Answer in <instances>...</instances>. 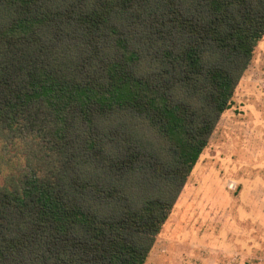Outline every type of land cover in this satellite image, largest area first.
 Returning <instances> with one entry per match:
<instances>
[{"label":"trees","instance_id":"obj_1","mask_svg":"<svg viewBox=\"0 0 264 264\" xmlns=\"http://www.w3.org/2000/svg\"><path fill=\"white\" fill-rule=\"evenodd\" d=\"M264 35V0H0V264H144Z\"/></svg>","mask_w":264,"mask_h":264},{"label":"rangeland","instance_id":"obj_2","mask_svg":"<svg viewBox=\"0 0 264 264\" xmlns=\"http://www.w3.org/2000/svg\"><path fill=\"white\" fill-rule=\"evenodd\" d=\"M23 157L0 139V181ZM144 264H264V35Z\"/></svg>","mask_w":264,"mask_h":264}]
</instances>
